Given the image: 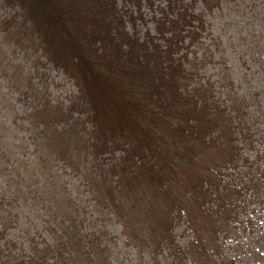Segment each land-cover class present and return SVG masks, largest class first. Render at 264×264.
I'll return each mask as SVG.
<instances>
[{
  "label": "trees",
  "instance_id": "16d2710c",
  "mask_svg": "<svg viewBox=\"0 0 264 264\" xmlns=\"http://www.w3.org/2000/svg\"><path fill=\"white\" fill-rule=\"evenodd\" d=\"M3 1L20 10L19 21L2 23L6 34L20 36L21 42L25 37L31 41L36 39L37 47L47 60L73 79L79 92L74 106L83 108L86 119L92 125L89 130L74 132V125L68 121L61 124V120L70 118L68 114L74 112L73 106L68 110L57 108L53 111H48V105L37 106L29 123L38 125L41 120L45 123L38 125L40 129L36 130L46 144L38 142L42 151L49 148L50 153H55V148L63 145L68 152L78 143L83 146L76 155L80 152L78 157L82 156L84 162L70 163L69 166L82 173L89 196L84 200L78 194L72 195L65 185L61 187L62 192L69 195L53 200L58 211L53 220L48 218L46 221L50 227L53 226L54 239L46 245L31 239L29 246H20L16 251L9 243L0 245L3 264H48L49 259H52L49 264H123L110 257L114 251L104 239L106 230L99 239L84 233L82 225H78L81 223L77 222H82L86 214V211H80V207L88 205H92L93 211L86 214V218H92L94 212L101 216L110 215L111 218L117 214L126 235H132L129 229L131 222L136 226L144 223L153 233L151 238L157 247L142 242L139 251L148 253L151 261L147 260L146 264H159L157 256L169 241L171 221L165 215L160 216V207L152 216L146 215L143 207L149 205V199L140 198L134 192L135 182L150 189L152 200L157 201L163 193L172 209L180 212L179 215H183L187 205L192 209L195 205L198 208L201 225L192 230L194 237L186 251L183 250V255L176 256V263L170 264H240L230 246L221 240L223 232L231 231V217L236 214L234 206L238 204L240 193L235 187L229 189V186L221 188L217 194L211 191L213 184H209L216 183V175L221 178L222 168L216 166L209 170L214 160L209 164L208 161L202 162L201 158L214 157L215 145L223 156V165H235L239 162L241 148L245 144L251 145L254 134L259 135V131L251 133L249 128L250 139L247 132L241 133L240 145L239 137L236 139L233 135L234 130L229 132L232 118L236 115H231L228 108L236 110L239 101H246L245 95L233 98L231 106L229 103L220 105L210 101L203 90L186 89L184 82L193 76V70L186 68L179 52L185 35L197 39L199 31L206 29L205 20L192 5L201 1L204 9L212 12L225 1L239 12L243 4H236L237 0H166L167 9L157 19L159 37L148 33L147 38L141 40L127 30L115 0ZM136 1L140 6L141 2ZM150 5L153 6V1ZM247 5H251L254 17L262 18L263 15L264 18V0H248ZM259 33L262 37L258 38L259 51L256 54L264 63L263 24L259 25ZM194 91L196 93L193 94ZM239 97L242 99L239 100ZM58 125H62L59 130ZM107 135L111 136L112 142L103 140ZM261 139L264 142V134ZM122 147L128 149H123L126 154L120 161L106 163V166L95 161L93 155L115 153ZM261 151L264 153V149ZM60 153L64 154V150ZM88 155L93 156L94 161L92 158L88 160ZM176 156L186 159L191 169L202 174L198 177L202 184L193 182L189 189L180 179L184 187L182 194L176 193L169 184L178 180V171L172 163H163L164 157L172 161L176 160ZM44 157L41 154L38 160L45 163ZM148 158L153 159L155 164L147 163L145 159ZM68 159L74 161L73 157ZM82 164L83 171L80 168ZM127 164L133 166L129 176L127 167L124 168ZM89 168L94 169L93 176L84 171ZM130 194L138 199V205L127 204L126 197ZM6 201L2 197L0 204L4 205ZM185 201L190 204H185ZM157 205L161 206V203ZM0 210L5 214L2 215L4 223L1 225L12 224L14 219L10 217L9 208L6 210L0 205ZM158 217L166 223L163 225ZM30 228L27 232L31 233ZM212 237L217 239L213 242ZM51 252H56V255L51 256Z\"/></svg>",
  "mask_w": 264,
  "mask_h": 264
},
{
  "label": "rangeland",
  "instance_id": "374dc122",
  "mask_svg": "<svg viewBox=\"0 0 264 264\" xmlns=\"http://www.w3.org/2000/svg\"><path fill=\"white\" fill-rule=\"evenodd\" d=\"M139 1L140 6L135 0H115L127 30L141 40H145L148 33L159 37L157 19L167 9V1ZM151 1L153 6L150 5ZM240 3L243 5L239 12L225 1L212 12L206 11L201 1L192 5L195 12L201 14L205 20L206 29L199 31L197 39H192L189 34L185 35L179 53L186 62V68L189 71L193 70V76L184 82L186 89L203 90L210 101L221 103L220 105L229 103L231 106L233 98L236 99L239 95L246 97V101H239V105L235 106L236 110L228 108L231 115H236L232 118L229 132L234 130L233 135L236 139L239 137L240 145L241 133L247 132V135L249 128L251 133L259 131V135L254 134L252 144H245L241 148L239 162L235 165L231 163L223 165V156L215 145L214 157H205L201 160L208 161L209 164L214 160L209 170L216 166L222 168L221 178L218 179L219 175H216V183L209 184H213L210 187L211 191L217 194L221 188L229 186V189L235 187L234 189L240 193L238 204L234 206L236 214H232L231 217V231L223 232L221 240L230 246L229 249L240 264H264V153L261 151L264 149V142L261 139L264 134V63H261L256 54L259 51L258 38L262 37L259 25H264V18L263 15L262 18L254 17L251 5H247L248 0L236 1V4L241 5ZM19 12V8L9 6L0 0V199L3 197L7 200L3 203L7 207L0 205L6 210L9 208L10 217L14 219L9 226L7 224L2 226L4 223L2 215L5 214L0 210V245L9 243L14 251L20 246H29L31 239L38 240L44 245L54 239L53 226L50 227L46 221L48 218L53 220L55 212L58 211L53 200L69 195L63 193L61 187L65 185L70 192L72 191V195L78 194L84 200L89 196L82 173L79 174L69 166L70 163L84 162L82 156L78 157L80 152L76 155L77 150L83 146L78 143L75 147H70L72 150L68 149V152H65L66 148L63 145H57L55 153H50L49 148L42 151L38 142L46 144L41 141V135L36 130L40 129L38 125L45 123L42 120L38 125L29 123L30 119H33L32 115L36 113L37 106L48 105V111L57 108L68 110L73 106L74 112L68 114L70 118L67 120L66 118L61 120V124L68 121L74 125V132L89 130L92 127L83 108L74 106L79 92L73 79L47 60L43 51L37 47L36 39L31 41L25 37L21 42L18 38L20 36L6 34V28L2 23L7 20L13 23L19 21ZM134 18L135 24L132 23ZM13 29L14 32H18L17 27L14 26ZM244 102L248 104L243 105ZM61 127L62 125H58V130ZM247 136L250 139V135ZM76 140L81 141L79 138ZM103 140L112 142L111 136L108 135ZM62 149L64 154L60 153ZM123 149L128 148L122 147L121 151L115 153L102 152L93 156L95 161L103 162V166H106V163L109 165L113 161L123 159V154H126ZM41 154L45 156V163L38 160ZM93 156L87 159H93ZM68 157H73L74 161H70ZM145 160L149 164H155L153 159ZM163 160V163H172L179 173L178 180L169 183L176 193L182 194L184 190L180 179L189 186L186 187L188 189L193 182L202 184L200 178L198 179L200 173L191 169L186 159L176 156V160L171 161L166 157ZM127 165L124 168L127 167L129 176L133 166ZM80 168L83 171L84 165ZM195 168L202 170L200 167ZM84 171L93 176V168ZM95 171L98 173V170ZM217 186L219 189H216ZM147 188L136 182L133 188L140 198L149 199V205L143 207L146 215L152 216L160 207V216L165 215L168 221H171L169 228L172 227L170 236L168 235L169 241L157 256L158 263H176L175 257L183 255L194 237L192 230L201 225L202 219L198 208L195 205L193 210L192 206L187 205L183 215H179L180 212L172 209L170 201L164 198L163 193L162 197L155 201L152 200L151 191ZM126 198L129 205L139 204L138 199L132 194ZM158 202L161 206L157 205ZM185 204L190 203L185 201ZM80 211H86L89 215L93 211L92 205L80 207ZM86 214L81 219L82 222H77L81 223L78 225H82L84 233L99 239L106 230L104 239L112 246L114 252L110 257L117 258L119 260L117 263L146 264L147 260H150L147 252L139 251V244L142 242L151 243L153 248L157 247L155 240L151 238L153 233L144 223L136 226L131 222L129 229L132 235H128L129 233L126 235V229L123 230L117 214L114 218L110 215L101 216L96 212L92 218H86ZM158 219L163 225L166 223L164 219L160 217ZM29 227L31 233L27 232ZM215 239L217 237L211 238L213 242ZM4 247L7 248L6 245ZM59 247L63 250L61 245ZM50 255L54 256L56 252H51ZM50 262L52 259L48 260V264ZM0 264H3L2 260Z\"/></svg>",
  "mask_w": 264,
  "mask_h": 264
}]
</instances>
